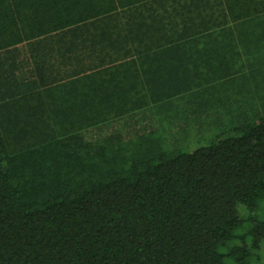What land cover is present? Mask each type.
<instances>
[{"label": "trees", "instance_id": "trees-1", "mask_svg": "<svg viewBox=\"0 0 264 264\" xmlns=\"http://www.w3.org/2000/svg\"><path fill=\"white\" fill-rule=\"evenodd\" d=\"M263 208L264 0H0V264H264Z\"/></svg>", "mask_w": 264, "mask_h": 264}, {"label": "rangeland", "instance_id": "rangeland-1", "mask_svg": "<svg viewBox=\"0 0 264 264\" xmlns=\"http://www.w3.org/2000/svg\"><path fill=\"white\" fill-rule=\"evenodd\" d=\"M195 129H196V127L194 128V133L187 134V136L184 139L180 140L179 146L186 147V148H184L186 150H182V151H190V150L194 149L195 146L200 147V146L205 145L207 143V140H211V138L215 134L214 131H208L205 136H201L200 134H195ZM240 213L242 214L241 217L243 215H245L244 217H246L247 211L245 209L240 210ZM257 215L264 217V208L260 209L257 212Z\"/></svg>", "mask_w": 264, "mask_h": 264}, {"label": "crops", "instance_id": "crops-1", "mask_svg": "<svg viewBox=\"0 0 264 264\" xmlns=\"http://www.w3.org/2000/svg\"><path fill=\"white\" fill-rule=\"evenodd\" d=\"M179 70V68H177ZM138 70H140V66H138ZM187 111V109H186ZM191 111V110H190ZM193 112V110L191 111ZM178 126L180 127V129L176 130V133L178 134H190V133H194V128L196 127L195 122L190 123V125L182 122V124H178ZM167 133H170V131H167Z\"/></svg>", "mask_w": 264, "mask_h": 264}]
</instances>
